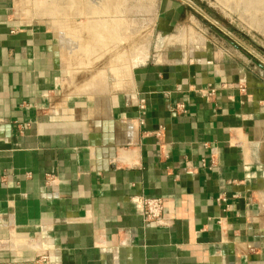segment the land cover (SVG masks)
Masks as SVG:
<instances>
[{
  "label": "crops",
  "instance_id": "crops-1",
  "mask_svg": "<svg viewBox=\"0 0 264 264\" xmlns=\"http://www.w3.org/2000/svg\"><path fill=\"white\" fill-rule=\"evenodd\" d=\"M192 1L0 0V264H264V44Z\"/></svg>",
  "mask_w": 264,
  "mask_h": 264
},
{
  "label": "rangeland",
  "instance_id": "rangeland-1",
  "mask_svg": "<svg viewBox=\"0 0 264 264\" xmlns=\"http://www.w3.org/2000/svg\"><path fill=\"white\" fill-rule=\"evenodd\" d=\"M202 3L208 8L212 6L215 12L221 17L232 20L236 26L247 29L259 42L264 44V5H261L262 3L250 6L242 0H202ZM223 5H227L226 10L222 7ZM259 25L262 26L260 29Z\"/></svg>",
  "mask_w": 264,
  "mask_h": 264
},
{
  "label": "built area",
  "instance_id": "built-area-1",
  "mask_svg": "<svg viewBox=\"0 0 264 264\" xmlns=\"http://www.w3.org/2000/svg\"><path fill=\"white\" fill-rule=\"evenodd\" d=\"M213 94L211 91L210 95ZM142 208V216L145 222H153L157 225H165L164 215V199L162 197H148V196H135L132 200ZM37 264H48V256H41Z\"/></svg>",
  "mask_w": 264,
  "mask_h": 264
},
{
  "label": "water",
  "instance_id": "water-1",
  "mask_svg": "<svg viewBox=\"0 0 264 264\" xmlns=\"http://www.w3.org/2000/svg\"><path fill=\"white\" fill-rule=\"evenodd\" d=\"M187 2H189L190 4H192V5H194V6H196V7H198L192 0H186ZM199 8V7H198ZM256 62V61H255Z\"/></svg>",
  "mask_w": 264,
  "mask_h": 264
},
{
  "label": "bare ground",
  "instance_id": "bare-ground-1",
  "mask_svg": "<svg viewBox=\"0 0 264 264\" xmlns=\"http://www.w3.org/2000/svg\"><path fill=\"white\" fill-rule=\"evenodd\" d=\"M261 1H263L264 2V0H261ZM263 4V3H262Z\"/></svg>",
  "mask_w": 264,
  "mask_h": 264
}]
</instances>
